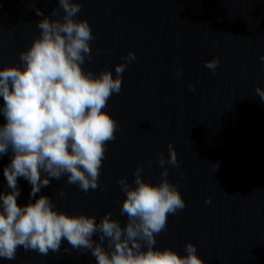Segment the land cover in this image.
Returning <instances> with one entry per match:
<instances>
[{
  "label": "water",
  "instance_id": "water-1",
  "mask_svg": "<svg viewBox=\"0 0 264 264\" xmlns=\"http://www.w3.org/2000/svg\"><path fill=\"white\" fill-rule=\"evenodd\" d=\"M79 2L77 18H87L94 36L91 60L82 67L114 72L129 50L136 60L122 73L120 92L107 102L118 129L106 145L100 186L84 193L61 178L41 192L58 209L97 219L109 211L123 224L117 179L131 184L140 164L142 177L158 182V154L167 157L171 144L179 166L166 165L168 179L185 207L168 216L155 246L183 253L185 242L191 241L206 264H264V103L255 93L264 87L259 61L264 53V0ZM56 6L57 0H0V66L19 63L18 52L39 34L36 11L49 15ZM212 57L220 61L215 75L203 63ZM178 69L181 75H176ZM8 160V155L0 157V190ZM18 185L17 203H26L30 185L22 178ZM57 189L66 195L58 197ZM206 196L211 201L207 205ZM0 264L95 261L62 240L59 252L42 256L21 247L14 261Z\"/></svg>",
  "mask_w": 264,
  "mask_h": 264
},
{
  "label": "clouds",
  "instance_id": "clouds-1",
  "mask_svg": "<svg viewBox=\"0 0 264 264\" xmlns=\"http://www.w3.org/2000/svg\"><path fill=\"white\" fill-rule=\"evenodd\" d=\"M80 11L79 0H57L49 15L37 10L39 34L18 52L19 63L0 66V157L9 156L2 169L5 187L0 190V260L14 261L21 247L42 256L56 253L64 240L71 250L90 253L95 264H206L191 241L185 242L183 253L155 246L168 216L185 207L176 184L168 179L166 165L179 166L171 144L167 157L158 154V182L144 179L140 164L131 184L117 179L123 193L118 201L123 224L109 211L97 219L58 209L41 192L61 178L84 193L100 186L106 145L118 129L107 102L120 92L122 73L136 60L129 50L113 66L114 72L85 70L94 36L87 18H77ZM259 61L264 66V53ZM203 63L215 75L220 61L212 57ZM181 74L178 69L176 75ZM188 88H193L191 81ZM255 93L264 103V87L255 88ZM147 163L150 166L151 160ZM18 178L30 185L23 204L17 203ZM65 195L57 189L58 197ZM210 202L206 196L204 203Z\"/></svg>",
  "mask_w": 264,
  "mask_h": 264
}]
</instances>
